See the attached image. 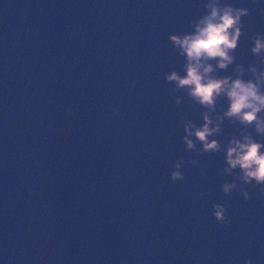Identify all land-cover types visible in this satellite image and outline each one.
<instances>
[{
	"label": "water",
	"instance_id": "1",
	"mask_svg": "<svg viewBox=\"0 0 264 264\" xmlns=\"http://www.w3.org/2000/svg\"><path fill=\"white\" fill-rule=\"evenodd\" d=\"M207 2L0 0V264H264V192L243 185L245 201L239 180L222 187L239 172L224 171L227 142L245 126L225 117L209 137L219 151L194 135L188 149L185 124L207 109L166 79L186 62L170 36L194 31ZM224 2L249 14L234 62L213 75L242 66L254 80L264 0Z\"/></svg>",
	"mask_w": 264,
	"mask_h": 264
},
{
	"label": "clouds",
	"instance_id": "2",
	"mask_svg": "<svg viewBox=\"0 0 264 264\" xmlns=\"http://www.w3.org/2000/svg\"><path fill=\"white\" fill-rule=\"evenodd\" d=\"M205 7L209 10L201 15L194 23V31L184 35H171L173 46L178 54L186 57L183 65L184 74L171 71L166 79L174 81L178 89H186L188 95L207 111L203 112V124L197 127L192 121L185 124L187 135L183 137L188 149L195 147L190 136L200 141L203 152H216L221 148L217 139H209L221 131V122L227 117L230 121H238L245 128L241 129L242 139L233 135L227 142L225 159L227 167L225 172L232 174L234 169L235 179L223 183V191L230 194L237 187L236 181L241 182L240 192L245 201L250 194L243 185L252 184L260 186L264 192V141L253 138L245 131L249 126H254L258 135H264V117L259 114L264 112V70L257 75L255 65L250 70L255 79H243V67L237 66L236 78L230 76L213 75L216 68L226 69L235 60V50L243 33L242 17L249 14L247 7H238L229 2L221 3V0H208ZM264 11V10H262ZM251 39L254 46L251 52L259 56L264 50V36L261 33L254 34ZM215 61V64L212 62ZM227 99V108L223 115H217L215 122L209 113L215 110L217 99L221 96ZM118 114V113H114ZM182 160H176L170 171L172 182L184 179V173L179 169ZM214 216L218 223H230V217L226 215V207L222 204H214ZM245 264H252L251 259Z\"/></svg>",
	"mask_w": 264,
	"mask_h": 264
}]
</instances>
